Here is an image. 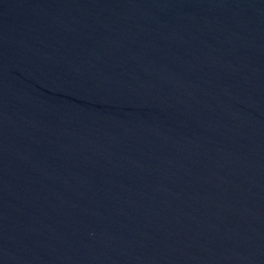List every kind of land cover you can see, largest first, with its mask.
Masks as SVG:
<instances>
[{
  "label": "water",
  "instance_id": "95a60500",
  "mask_svg": "<svg viewBox=\"0 0 264 264\" xmlns=\"http://www.w3.org/2000/svg\"><path fill=\"white\" fill-rule=\"evenodd\" d=\"M264 158V0H0V264H138Z\"/></svg>",
  "mask_w": 264,
  "mask_h": 264
}]
</instances>
